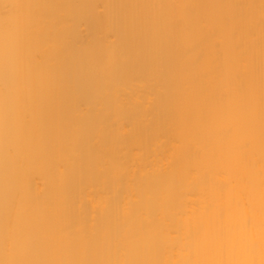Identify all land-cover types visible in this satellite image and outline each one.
Instances as JSON below:
<instances>
[{
    "label": "bare ground",
    "instance_id": "6f19581e",
    "mask_svg": "<svg viewBox=\"0 0 264 264\" xmlns=\"http://www.w3.org/2000/svg\"><path fill=\"white\" fill-rule=\"evenodd\" d=\"M0 264H264V0H0Z\"/></svg>",
    "mask_w": 264,
    "mask_h": 264
}]
</instances>
